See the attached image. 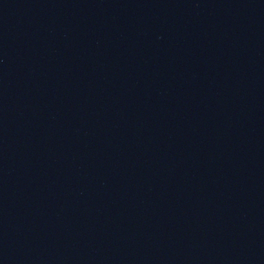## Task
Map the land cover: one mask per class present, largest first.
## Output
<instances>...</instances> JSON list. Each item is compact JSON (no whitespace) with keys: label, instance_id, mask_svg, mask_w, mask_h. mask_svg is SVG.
Here are the masks:
<instances>
[{"label":"water","instance_id":"obj_1","mask_svg":"<svg viewBox=\"0 0 264 264\" xmlns=\"http://www.w3.org/2000/svg\"><path fill=\"white\" fill-rule=\"evenodd\" d=\"M147 0H0V264H26Z\"/></svg>","mask_w":264,"mask_h":264}]
</instances>
